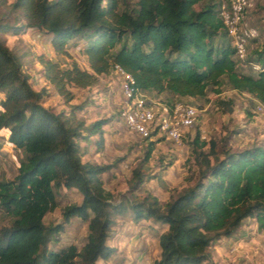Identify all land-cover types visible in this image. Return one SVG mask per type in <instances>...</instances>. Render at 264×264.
<instances>
[{"label": "trees", "instance_id": "1", "mask_svg": "<svg viewBox=\"0 0 264 264\" xmlns=\"http://www.w3.org/2000/svg\"><path fill=\"white\" fill-rule=\"evenodd\" d=\"M8 1L0 0V6ZM222 4L223 0L10 3L15 20L0 15V133L25 158L14 179L0 180V209L11 216V223L0 228V264H96L113 255L107 240L116 215L129 211L136 222L154 220L167 226L159 235L160 255L153 264H205L213 258L212 246L238 234L249 219L264 230L263 144L235 150L227 137L201 141L197 132L198 175L193 184L165 203L150 193L143 200L115 204L103 178L112 164L84 159L86 148L81 146V141L100 134L96 144L103 148V128L109 120L87 124L77 117L83 104L74 105L69 114L46 107L48 90L33 88L22 56L5 37L29 29L44 32L59 55H70L73 40L86 41L90 70L75 59L63 66L44 54L37 56L46 81L66 103L75 98L72 87L95 85L101 75L115 73L116 64L135 78L139 90L156 98L164 93L206 98L210 91L220 94L226 81L233 90L264 103V43L253 54L249 50L245 60H255L261 69L256 74L240 71L242 60L221 16ZM216 102L223 112L235 106L231 98ZM143 139L149 159L166 138ZM136 177L134 187L144 181L141 171ZM62 187L79 190L83 200L63 209V224L47 225L45 218L58 207L57 190ZM73 217L88 222L87 242L81 248L50 247Z\"/></svg>", "mask_w": 264, "mask_h": 264}, {"label": "rangeland", "instance_id": "2", "mask_svg": "<svg viewBox=\"0 0 264 264\" xmlns=\"http://www.w3.org/2000/svg\"><path fill=\"white\" fill-rule=\"evenodd\" d=\"M13 1L9 0L7 4L0 6V15H6L10 21H14L16 17L10 8ZM251 2L252 7L247 9L245 21L257 28L259 36L250 42V52L264 43V0ZM5 37L8 46L22 56L24 69L31 77L33 88L48 90L44 99L46 107L56 112L65 110L69 114L74 105L83 104L77 117L85 119L87 124L98 119L109 120L103 128V148L96 144L100 134L92 136L87 142L81 141V146L86 148L84 159L99 164H112L111 170L103 178L106 189L114 195L115 204L126 199L143 200L150 193L165 203L193 184L198 175L194 145L197 132H200L201 141L223 140L227 137L229 145L235 150L256 143L264 145V115L256 113L259 101L247 93L233 90L224 81L220 94L210 91L206 98H177L167 93L161 94V99H176L177 102L196 106L200 111L199 119L193 128L185 131L181 141H160L152 156L146 159V141L128 127L122 116L125 97L121 79L116 73L101 75L91 87H72L75 98L70 103H66L46 81L43 66L37 56L44 54L63 66L70 65L75 59L82 68L90 70L84 52L86 41L80 38L73 40L69 45L70 56L56 54L50 37L34 29L19 36ZM253 63L257 62L238 61V68L242 72L256 74L258 70L253 67ZM152 94L147 96L159 99ZM220 98L234 99L233 111L223 112L216 102ZM24 158V152L11 147L0 133V180L14 179ZM137 171H141L144 181L134 187ZM57 200L58 207L45 218L47 225L63 224V209L67 205L81 203L83 195L77 189L62 187L57 190ZM115 221L107 240V244L114 249L113 255L108 259L98 260L96 264H153L160 255L159 235L167 226H161L154 220L136 222L131 211L117 214ZM10 223L11 216L0 209V228ZM88 233V222L80 217H73L69 223L64 224V230L57 237L58 243L52 241L50 247L59 249L76 244L81 248L87 242ZM212 247L213 258L205 264H264V230L258 228L254 219H249L238 234L223 238Z\"/></svg>", "mask_w": 264, "mask_h": 264}, {"label": "built area", "instance_id": "3", "mask_svg": "<svg viewBox=\"0 0 264 264\" xmlns=\"http://www.w3.org/2000/svg\"><path fill=\"white\" fill-rule=\"evenodd\" d=\"M252 7L251 0H223L221 16L233 39L237 57L245 61L251 39L258 37L257 28L246 21L247 9ZM260 63H253L257 70ZM124 95L122 116L128 127L142 138L156 140L166 138L181 141L185 131L193 128L199 119V108L183 102L167 103L153 99L136 87L135 78L119 64L115 65ZM256 113L264 115V103L258 102Z\"/></svg>", "mask_w": 264, "mask_h": 264}]
</instances>
